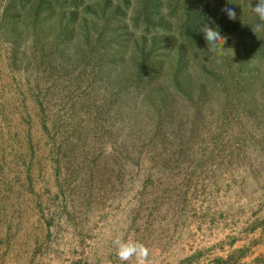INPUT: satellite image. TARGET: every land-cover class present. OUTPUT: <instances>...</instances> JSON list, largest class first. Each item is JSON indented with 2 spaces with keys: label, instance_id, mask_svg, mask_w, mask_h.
Returning <instances> with one entry per match:
<instances>
[{
  "label": "rangeland",
  "instance_id": "obj_1",
  "mask_svg": "<svg viewBox=\"0 0 264 264\" xmlns=\"http://www.w3.org/2000/svg\"><path fill=\"white\" fill-rule=\"evenodd\" d=\"M0 264H264V0H0Z\"/></svg>",
  "mask_w": 264,
  "mask_h": 264
}]
</instances>
